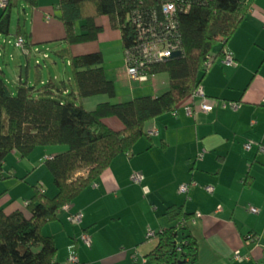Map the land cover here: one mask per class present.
Returning <instances> with one entry per match:
<instances>
[{
	"label": "crops",
	"instance_id": "crops-1",
	"mask_svg": "<svg viewBox=\"0 0 264 264\" xmlns=\"http://www.w3.org/2000/svg\"><path fill=\"white\" fill-rule=\"evenodd\" d=\"M58 4L59 0H38L37 7L21 2L15 9L17 22L23 23L24 36L32 48L42 53L45 46L40 44H49L56 50L64 45L65 28ZM2 9L0 4V13ZM81 23H77V30ZM97 23L104 27L99 38L74 44L71 50L77 55L101 51L106 76L115 81L117 96L86 97L82 104L87 110H94L103 102L157 96L169 89L168 74L157 73L145 81L131 78L121 65L124 62L118 49L120 31L111 26L107 16L98 17ZM16 27L15 23V31ZM15 31L11 21V35ZM11 35H0V56L5 58L9 44L5 40H10ZM105 43L109 44V66ZM221 47L219 44L215 49L214 60L202 79L205 96L189 97L175 112L149 121L146 130L153 133L139 139L128 153L118 155L69 204L68 211L60 210L57 219L44 226L43 233L55 240L58 264H153L149 255L157 245V233L167 225L163 213L170 204H182L195 214L189 223L199 245L195 264H264V152L260 150V145H264V0L253 1L220 54ZM226 52L232 54L235 64L223 62ZM112 54L120 57L117 73L110 66L115 62L110 63ZM31 56L25 63V78L21 71L25 65L17 62L21 69L13 79L16 86L13 91L21 82L35 84L29 73ZM0 67L5 77V69ZM5 79L10 84V79ZM41 79L42 84L50 80ZM202 103L213 105V109L201 110ZM106 121L114 128L123 126L117 117ZM250 141L252 147L246 150L244 144ZM64 149V146H40L27 158H22L18 151L12 153L20 162L25 161L28 172H35ZM137 172L144 175L140 184L131 178ZM52 179L47 183L41 178L35 181L49 197L57 193ZM191 181L197 185L191 186L188 193H181L180 185ZM207 185L215 190L208 192ZM26 194L28 197L1 196L0 210L20 209L29 215L27 202L33 192L29 189ZM251 206L258 212H250ZM75 213L82 215L78 224L69 221V216ZM197 213L201 216L197 217ZM151 231L154 236H149ZM84 234L90 237L91 245L83 242ZM236 250L247 258L236 259L233 255ZM73 252L77 261L70 263L68 258Z\"/></svg>",
	"mask_w": 264,
	"mask_h": 264
},
{
	"label": "trees",
	"instance_id": "trees-1",
	"mask_svg": "<svg viewBox=\"0 0 264 264\" xmlns=\"http://www.w3.org/2000/svg\"><path fill=\"white\" fill-rule=\"evenodd\" d=\"M169 1L177 8L176 29L167 31V38L180 45L182 56L146 63L140 69L149 77L166 72L169 89L157 96L103 102L94 110H87L82 104L84 98L99 94L115 98L117 87L106 76L101 51L77 55L71 46L97 40L104 31L97 18L107 16L111 26L121 33L124 52H131L137 60L141 35L162 33L166 22L163 5ZM253 1L59 0L65 37L64 46L56 53L70 59L71 86L52 79L42 84L39 77L34 85L19 83L13 92L0 67V179L4 178V163L12 151L26 158L40 146L66 147L46 160L56 195L49 197L37 186L27 202L29 215L20 209L0 210V264H58L55 240L43 233L44 226L56 220L63 206L95 182L118 155L128 153L139 139L149 135V121L175 112L201 86L207 62L219 44V53L223 52ZM21 2L38 6V0H6L0 13V35H11L13 11ZM79 22L82 23L77 30ZM22 27L18 21L14 35L24 38L23 51L29 56L32 44ZM109 117H117L123 126L112 127L106 121ZM163 216L167 225L157 233L158 242L149 259L153 264H195L199 245L189 228L195 214L182 204H170Z\"/></svg>",
	"mask_w": 264,
	"mask_h": 264
},
{
	"label": "rangeland",
	"instance_id": "rangeland-1",
	"mask_svg": "<svg viewBox=\"0 0 264 264\" xmlns=\"http://www.w3.org/2000/svg\"><path fill=\"white\" fill-rule=\"evenodd\" d=\"M14 12L15 13H13L12 15V30L13 31H15V28H14L15 23L17 25V14L15 10ZM14 33L15 32H12V35L10 37L11 42L7 45L6 58L3 57L2 55L0 56V65H2L5 69V77L8 80L10 79L9 86L12 87V91L16 87L13 79L17 76V74L20 73V69H21V67L18 66L17 62L22 61V63H24L25 65L26 60L28 59L27 54L22 50V48L18 47L15 44L17 37H15ZM2 40H5V39H2ZM121 44H122L121 42L120 43L118 42V46H121L118 48V49H121V58L118 57L117 55L114 56V54L110 56V63H112L113 60L115 61L114 63L110 64L113 72L115 73H117L121 67L119 66L117 62L119 58L123 59L124 63H121V65L122 66L124 65L126 68L124 50ZM40 45L45 46L44 47L45 53H47L48 57H43L44 52L41 54H38L35 52V48H32V53H30L29 55V56L32 55L31 56L32 59L30 61V68H29L30 75H32L35 80L39 77L44 78L45 80L52 79L57 83H60L61 81L65 80L67 86L70 87L71 86L70 83H73V80H72L73 70H72V66L70 63V59L68 57L61 58L60 56H58L56 53V49H54L53 46H49V44H40ZM103 46L105 49L106 62L109 66V44L105 43L103 44ZM21 71H22L23 78H25L26 77V65L22 67ZM58 75L61 76V79L57 78ZM161 75L167 76V73L162 72ZM69 77L72 82L68 81ZM136 85H139V84H136ZM43 164L44 165L40 167V169L36 170L35 172H32V171L28 172L25 161L20 162V159L15 156L13 157V153L11 152L6 157L5 165L3 167V172L5 173L4 178L0 179V197L5 194L8 196H14V197H21L20 195L27 196L26 190H29V189H31V191L34 194V187H37V186L39 187V185L36 184L37 182H35L36 180L41 178L43 179V181H45V183H47V181L49 182V180H51L52 178L51 172L49 171L46 163L44 162ZM32 168L35 170L34 167ZM43 187L45 188L46 186H43ZM33 194H31L30 198L32 197Z\"/></svg>",
	"mask_w": 264,
	"mask_h": 264
},
{
	"label": "built area",
	"instance_id": "built-area-1",
	"mask_svg": "<svg viewBox=\"0 0 264 264\" xmlns=\"http://www.w3.org/2000/svg\"><path fill=\"white\" fill-rule=\"evenodd\" d=\"M0 4L2 7H4L6 5V0H0ZM176 5L174 2L169 1L166 2L163 5V13L164 16L166 18V22L165 25L162 26L163 27V31L161 34H155L153 32L150 33L151 36H145L144 34L141 35V38L143 39V41L141 42V44H139V57L137 58V60L133 57V55L131 54V52H124V58H125V62H126V72L127 74L131 77L134 78L136 80H140V81H145L148 79V75L142 73L140 71V69H142L146 63H153V62H159V61H164L167 60L171 57V55L173 54V52L175 51H181V47L179 44H177V42H173L171 40H169L167 38V31L171 32L174 29H176V21H175V12H176ZM140 26V24H139ZM6 42L10 43L11 41L7 38L5 40ZM15 44L22 48H24L25 46V40L23 37H17ZM35 52L38 54H41L42 52L38 49L35 48ZM182 52V51H181ZM43 57H48L47 53H43ZM214 60V57H211L209 59V61L207 62L206 66L209 68L212 64ZM223 62L225 64L228 65H232L235 64V59L232 56V54L226 52V55L224 57ZM205 96V92L202 86H200L199 88H197L192 94H191V99H194L196 97H204ZM234 107H237V104H231ZM224 106H226V104H224ZM213 109V105L209 104V103H202L201 104V110L203 111H210ZM189 112H191V109L189 110ZM150 133H153L152 131H150ZM252 142H246L244 144V148L246 150L251 149L252 147ZM260 150L264 152V145H260ZM132 180L135 183H142L143 179H144V175L140 172L137 173H133L132 175ZM191 185H196V183H184L181 184L179 187V191L181 193H188L190 186ZM144 190L147 192L148 189L147 187H144ZM206 190L210 193H212L215 188L212 185H209L206 187ZM62 210H69V205H64ZM250 212L253 213H257L258 209L255 207H250L249 208ZM197 217H200L201 214L197 213L196 215ZM82 219V215L81 213H75V214H71L69 216V220L72 223H80ZM149 236H154V232H149ZM82 240L89 246L91 245V239L88 235H82ZM234 257L238 260H243L246 259L247 257L242 256L240 254V252L238 250H236L234 252ZM68 261L70 263H75L77 261L76 255L75 253H71Z\"/></svg>",
	"mask_w": 264,
	"mask_h": 264
},
{
	"label": "water",
	"instance_id": "water-1",
	"mask_svg": "<svg viewBox=\"0 0 264 264\" xmlns=\"http://www.w3.org/2000/svg\"><path fill=\"white\" fill-rule=\"evenodd\" d=\"M180 56H182V52L181 51H175V52H173V54L171 55L170 58L180 57Z\"/></svg>",
	"mask_w": 264,
	"mask_h": 264
}]
</instances>
